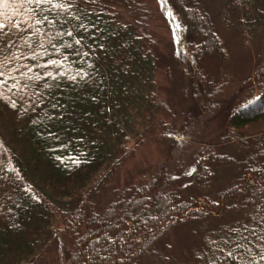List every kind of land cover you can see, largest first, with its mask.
I'll use <instances>...</instances> for the list:
<instances>
[{"label":"trees","instance_id":"trees-1","mask_svg":"<svg viewBox=\"0 0 264 264\" xmlns=\"http://www.w3.org/2000/svg\"><path fill=\"white\" fill-rule=\"evenodd\" d=\"M156 2L0 3V264H264V0Z\"/></svg>","mask_w":264,"mask_h":264},{"label":"rangeland","instance_id":"rangeland-1","mask_svg":"<svg viewBox=\"0 0 264 264\" xmlns=\"http://www.w3.org/2000/svg\"><path fill=\"white\" fill-rule=\"evenodd\" d=\"M147 2L150 3L151 8L158 11L156 0H147ZM158 15H160L159 12L157 13V16ZM156 25H158V27L155 29L165 34L164 36L169 39L166 24H164L161 19H158L156 20ZM255 61V54L253 56H249V54H242L234 58L232 68L233 70L240 71L243 75H247L255 66ZM211 126L212 125H210L209 127L207 126L206 133L204 134H214V132H216L218 128L215 125H213L212 127ZM160 145L161 144H159V142L151 140L146 142V144L137 147L134 157L130 159L129 162L124 165L120 171L121 180H124L125 178H129L130 180L136 179L139 178L140 175L145 174L147 171H149L157 161V157L161 155ZM182 236L187 240H189L190 238L187 230L182 232ZM56 245L51 248V252H49L47 257L48 259L53 257L54 261H58V263L62 264L64 262V252L62 250V244H58L57 246Z\"/></svg>","mask_w":264,"mask_h":264},{"label":"snow or ice","instance_id":"snow-or-ice-1","mask_svg":"<svg viewBox=\"0 0 264 264\" xmlns=\"http://www.w3.org/2000/svg\"><path fill=\"white\" fill-rule=\"evenodd\" d=\"M28 3H34L36 4L38 7L39 6H43L44 4H48V5H52L53 4V0H27ZM0 3L2 4H7V0H0ZM66 4H67V0H66ZM61 7H64L65 4H60ZM68 7H71L72 5L71 4H67ZM46 17H45V21H46ZM37 23H40V21L38 20ZM70 35V34H69ZM76 43H80V41H77ZM56 51H59V49H56ZM60 61L59 60H49L48 61V64L50 65H55V64H59ZM29 71H31V69H29ZM45 75L46 76H50L51 73H48V72H45ZM77 75H80V73H78ZM4 76V72H0V78H2ZM36 79H40L39 76L36 77ZM72 79H76V77H72ZM6 84V81H4L3 79H0V86H3ZM45 87H47V85H45ZM253 235L255 236V233L253 232ZM213 243H215V241H213ZM238 255V254H237ZM227 256L229 258H231L233 256V253L232 252H229L227 254ZM262 259H264V257H262Z\"/></svg>","mask_w":264,"mask_h":264}]
</instances>
